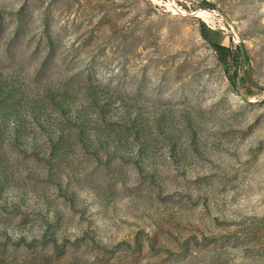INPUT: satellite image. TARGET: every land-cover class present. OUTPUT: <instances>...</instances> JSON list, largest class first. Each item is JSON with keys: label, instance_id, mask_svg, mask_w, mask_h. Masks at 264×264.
I'll list each match as a JSON object with an SVG mask.
<instances>
[{"label": "rangeland", "instance_id": "374dc122", "mask_svg": "<svg viewBox=\"0 0 264 264\" xmlns=\"http://www.w3.org/2000/svg\"><path fill=\"white\" fill-rule=\"evenodd\" d=\"M0 264H264V0H0Z\"/></svg>", "mask_w": 264, "mask_h": 264}, {"label": "trees", "instance_id": "16d2710c", "mask_svg": "<svg viewBox=\"0 0 264 264\" xmlns=\"http://www.w3.org/2000/svg\"><path fill=\"white\" fill-rule=\"evenodd\" d=\"M207 7L210 5L208 3H205ZM204 37L209 41L211 44L212 49L217 55V58L219 62L223 65V67L227 70L230 66V62L233 59V54L230 48H227L219 43V41H213L210 37L204 35ZM236 72L234 74V77L236 76Z\"/></svg>", "mask_w": 264, "mask_h": 264}, {"label": "bare ground", "instance_id": "6f19581e", "mask_svg": "<svg viewBox=\"0 0 264 264\" xmlns=\"http://www.w3.org/2000/svg\"><path fill=\"white\" fill-rule=\"evenodd\" d=\"M212 13L210 12V13H207V12H205V13H203V18L205 19V20H209L211 17H212Z\"/></svg>", "mask_w": 264, "mask_h": 264}]
</instances>
